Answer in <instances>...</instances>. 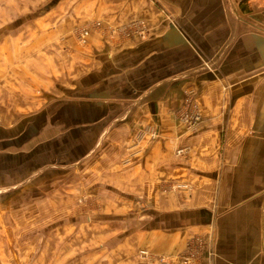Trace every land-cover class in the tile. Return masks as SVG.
<instances>
[{"label":"crops","instance_id":"0c3cea01","mask_svg":"<svg viewBox=\"0 0 264 264\" xmlns=\"http://www.w3.org/2000/svg\"><path fill=\"white\" fill-rule=\"evenodd\" d=\"M0 264H264V0H0Z\"/></svg>","mask_w":264,"mask_h":264},{"label":"built area","instance_id":"2783aa9c","mask_svg":"<svg viewBox=\"0 0 264 264\" xmlns=\"http://www.w3.org/2000/svg\"><path fill=\"white\" fill-rule=\"evenodd\" d=\"M140 22L138 23H130L129 26L126 27H119L115 24H104L101 21H91L87 24H85L82 28L78 29L76 31L77 38L80 39L81 41L86 39L89 35H91L93 32L98 33L99 35L103 37H108V38H116V37H130L132 35H137L138 37H143L144 31L140 29L139 27ZM208 68V66H206ZM192 90H190L188 93H186V102L192 103L193 100V95H192ZM178 116L182 123L185 125L186 129L188 130H193L195 127L199 124L201 121V115L199 113V110L197 109V106L193 105V108L189 111H183L180 110L178 112ZM157 132L154 128L146 127L142 129L141 131L138 132L137 134V141L141 140L145 136H149L150 138H156ZM183 150L179 149L177 153H182ZM129 157L125 158L123 160V164H127L129 162ZM184 186V185H182ZM141 254L146 255L145 251H141ZM148 256V255H147ZM146 256V257H147Z\"/></svg>","mask_w":264,"mask_h":264},{"label":"rangeland","instance_id":"374dc122","mask_svg":"<svg viewBox=\"0 0 264 264\" xmlns=\"http://www.w3.org/2000/svg\"><path fill=\"white\" fill-rule=\"evenodd\" d=\"M94 21V20H93ZM102 23H104V24H111V23H109V22H105V21H101ZM132 22H134V23H138V22H140V24H139V27H140V29H142L143 31H144V35H143V37L145 38L146 37V35L148 34V30H149V27L146 25V23H145V21L144 20H142V19H135V20H132V21H129V22H127V23H125V24H120V25H117V26H119V27H128L129 26V24L130 23H132ZM85 25V24H84ZM84 25H80V26H78V27H76V28H74L73 30H72V35L74 36V37H76L77 38V35H76V31L78 30V29H80V28H82ZM96 34H98V33H96ZM99 35V34H98ZM101 36V35H100ZM140 37V36H139ZM143 37H140V38H143ZM105 38H107V39H111V38H108V37H105ZM78 40H80V39H78ZM179 118V117H178ZM179 120H180V118H179ZM180 122L182 123V121L180 120ZM200 123V122H199ZM183 124V123H182ZM184 125V124H183ZM188 130V129H187ZM156 137H158V134H157V136ZM179 149H182L183 150V152L181 153V154H185V153H187V149H186V147H184V148H177L176 150H175V154L176 155H181L180 153H177V151L179 150ZM124 160V159H123ZM123 160H122V164H123ZM184 186H186V185H184ZM178 187H180L179 186V184H168L167 186H166V189L167 190H169V191H172V190H175L176 188H178ZM92 197H94V196H90V195H84V196H81V195H79L76 199H75V201H74V205H75V211L72 213V215L73 216H75L74 217V219H76V220H80V221H83V220H85V218L86 217H88L89 215H92L91 214V212H89V211H91V209L92 210H97V211H95V212H93V214H98L99 212H98V210H99V207H100V205H99V202L98 201H95V198H92ZM91 198V199H90ZM77 215H79V216H77ZM85 215H87V216H85ZM93 216V215H92ZM93 219V218H92ZM94 220V219H93ZM82 230L83 231H85L86 232V230L85 229H83L82 228ZM94 232V229H90L89 230V232ZM88 234V233H87ZM141 251H145L146 252V255H144V254H141ZM139 255H140V257L142 258V259H150L151 258V254H150V252L148 251V250H146V249H141L139 252ZM193 255H195L194 253H192ZM148 255V256H147ZM147 256V257H146Z\"/></svg>","mask_w":264,"mask_h":264}]
</instances>
